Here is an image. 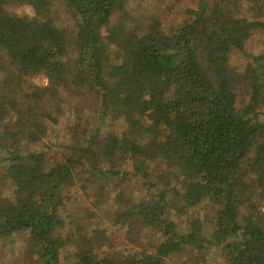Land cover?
Wrapping results in <instances>:
<instances>
[{"label":"trees","instance_id":"trees-1","mask_svg":"<svg viewBox=\"0 0 264 264\" xmlns=\"http://www.w3.org/2000/svg\"><path fill=\"white\" fill-rule=\"evenodd\" d=\"M129 2L0 0V243L27 233L22 264H264V50L230 65L264 31V0H245L254 18L198 0L172 34L157 19L139 28ZM36 77L46 86L26 90ZM63 92L93 106L65 143ZM77 183L110 203L114 226L156 244L95 253L65 218Z\"/></svg>","mask_w":264,"mask_h":264},{"label":"rangeland","instance_id":"rangeland-1","mask_svg":"<svg viewBox=\"0 0 264 264\" xmlns=\"http://www.w3.org/2000/svg\"><path fill=\"white\" fill-rule=\"evenodd\" d=\"M231 4L227 10L235 17L242 18L249 14V18H254L255 14L249 9L245 0H230ZM198 0H130L127 5L128 14L142 30L151 23L152 19L160 21L161 26L168 34L193 19L192 11L197 8ZM25 10H20L23 14ZM52 11L54 16L68 23L69 11L65 4L57 3ZM117 17V16H116ZM264 18V17H263ZM264 50V31H258L245 45V55L235 53L230 59V65L236 72H242L248 63H253V57L260 55ZM43 77H36L27 81L25 86L43 88L46 86ZM246 92L238 91L239 105L246 101ZM64 104L61 107L62 114L59 116V123L54 127L56 141L67 142L71 135H74V127L82 125L80 119L89 118L92 115L91 96L85 92L78 94L63 92ZM48 144L54 142V138L46 140ZM52 145V144H51ZM52 152V151H50ZM133 191V188L130 189ZM130 191V192H131ZM65 218L72 230L75 224L83 228L82 235H93V249L99 255L116 254L121 257L132 255L144 249H150L155 243V237L149 236L147 232L137 227L132 233H127V229L114 226V208L109 202L96 207L94 202L97 197L93 195V190H83L81 183L66 190ZM194 214H189L188 220L195 218ZM180 221V220H179ZM180 224L186 223V220ZM69 229V228H68ZM156 244V243H155ZM28 247V234L23 233L14 237L12 241L0 243V264H22L23 252ZM187 256L173 257L168 264H188Z\"/></svg>","mask_w":264,"mask_h":264}]
</instances>
